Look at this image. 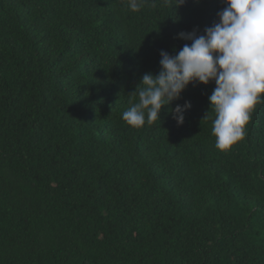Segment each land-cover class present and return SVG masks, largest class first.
Segmentation results:
<instances>
[{"label":"trees","instance_id":"16d2710c","mask_svg":"<svg viewBox=\"0 0 264 264\" xmlns=\"http://www.w3.org/2000/svg\"><path fill=\"white\" fill-rule=\"evenodd\" d=\"M0 0V264H264V102L215 147V88L178 125L122 113L223 0Z\"/></svg>","mask_w":264,"mask_h":264},{"label":"clouds","instance_id":"9594fccd","mask_svg":"<svg viewBox=\"0 0 264 264\" xmlns=\"http://www.w3.org/2000/svg\"><path fill=\"white\" fill-rule=\"evenodd\" d=\"M169 2V0H165ZM185 0H176L175 7ZM225 7L218 20L204 29L181 32L178 38L190 41L170 55L161 50L158 74L145 73L130 97H138L122 113L123 121L141 128L161 120V111L169 112L178 125L191 109L190 101L170 107L182 98L189 85L215 83L210 110L214 113L212 135L215 147L228 151L241 141L251 114L264 102V0H223ZM128 8L137 12L145 0H126ZM153 6L155 2L153 0Z\"/></svg>","mask_w":264,"mask_h":264}]
</instances>
